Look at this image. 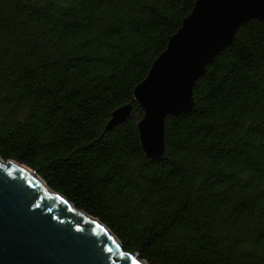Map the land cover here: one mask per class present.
Here are the masks:
<instances>
[{
  "label": "trees",
  "instance_id": "obj_1",
  "mask_svg": "<svg viewBox=\"0 0 264 264\" xmlns=\"http://www.w3.org/2000/svg\"><path fill=\"white\" fill-rule=\"evenodd\" d=\"M197 0H0V157L146 264H264V20L197 81L146 157L134 91ZM131 118L111 132L114 111Z\"/></svg>",
  "mask_w": 264,
  "mask_h": 264
},
{
  "label": "water",
  "instance_id": "obj_2",
  "mask_svg": "<svg viewBox=\"0 0 264 264\" xmlns=\"http://www.w3.org/2000/svg\"><path fill=\"white\" fill-rule=\"evenodd\" d=\"M252 20H264V0H197L134 91L144 113L138 132L148 159L165 154L167 118L193 109L197 81ZM132 111V104L114 111L106 132L125 124ZM124 256L146 264L125 252L98 219L52 191L37 172L0 157V264H125Z\"/></svg>",
  "mask_w": 264,
  "mask_h": 264
},
{
  "label": "snow or ice",
  "instance_id": "obj_3",
  "mask_svg": "<svg viewBox=\"0 0 264 264\" xmlns=\"http://www.w3.org/2000/svg\"><path fill=\"white\" fill-rule=\"evenodd\" d=\"M111 251V250H110ZM131 259L132 260V264H138L137 259L135 257H130V256H124V261L125 264H127V261Z\"/></svg>",
  "mask_w": 264,
  "mask_h": 264
}]
</instances>
